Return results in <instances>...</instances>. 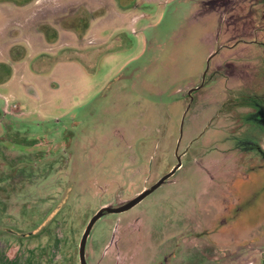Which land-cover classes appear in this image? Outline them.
I'll return each instance as SVG.
<instances>
[{
  "label": "rangeland",
  "instance_id": "rangeland-1",
  "mask_svg": "<svg viewBox=\"0 0 264 264\" xmlns=\"http://www.w3.org/2000/svg\"><path fill=\"white\" fill-rule=\"evenodd\" d=\"M134 3L0 0V264H79L93 214L157 182L190 143L166 184L94 224L87 264H157L166 253L169 264L264 259V186L239 174L233 182L230 167L247 155L226 147L249 137L264 148V131L241 124L249 110L235 98L264 92L245 71L264 76V45L219 48L224 32L250 37L235 15L251 3ZM214 10L220 22L228 16L221 25ZM220 66L227 80L187 95Z\"/></svg>",
  "mask_w": 264,
  "mask_h": 264
},
{
  "label": "flooded vegetation",
  "instance_id": "flooded-vegetation-1",
  "mask_svg": "<svg viewBox=\"0 0 264 264\" xmlns=\"http://www.w3.org/2000/svg\"><path fill=\"white\" fill-rule=\"evenodd\" d=\"M247 1L249 3H251L250 6H252L253 8L251 7L250 10H248V13L246 15L245 14L244 15H240L238 13V14L235 15V17H236L237 22H246V21H248L250 23L251 28H248V30L250 31L249 34H251L250 37L248 38V35L244 36V34H242L241 32L227 31V32L223 33V37L221 39L222 40V45L219 48H225L227 50H233L234 49V51H231L233 54L238 53V49L236 47L239 44H241V45L242 44L250 45V44L256 43L257 46L264 45V44H262L261 41L252 38V34L254 35V37H256L257 36L256 32L264 31V12L261 15H260V12H259L261 7H262L261 9L264 10V0H245V2H247ZM115 2L117 4V6L120 7L118 5V0H115ZM214 4H216V3H210V6H213ZM218 4H219L220 7L221 6L225 7V4H223V3H219L218 2ZM238 6H239V4L236 5V6H233V8H230V11L232 12V10L235 9V7L239 8ZM258 7H260V8H258ZM240 9H238V10H240ZM230 11H228V12H230ZM215 12L218 15L219 24L221 25L222 23H224L226 21V18L228 16L224 19L223 22H220L222 20V13H221L220 10L215 11ZM227 14L229 15V13H227ZM78 22H80V24L81 23L84 24L82 18H80ZM78 28L80 30V26ZM53 30L55 31V34L57 35L56 38L53 41V42H55L58 39V33L56 32L55 29H53ZM63 30H67V29H63ZM77 31H78V29H77ZM222 32L223 31L221 30L219 32V34H222ZM42 34L46 38L47 35L45 36L44 33H42ZM217 52H218V50L215 51V52H211L210 53L211 55L207 59V67H208V64H209L211 58L214 57ZM245 71H246V75H247L248 79H250V81L252 80L251 83L256 85L257 90L261 89V88H264V76H262L261 79L256 77V75L258 74V70L257 69L252 68V65L248 64V66L245 67ZM206 73H207V71H205V73H203V75H202V82L206 83V85L209 84L210 82L216 80L217 77H219V78L222 77V78H225L226 80L228 79V73H227L226 67H224V66H220L219 68H217L213 72V74L210 75V77H208V78H206L207 77ZM202 82H200V83H202ZM199 85H197V86H199ZM197 86L196 85L195 86L192 85L190 88H188L186 90L187 95H188V91L189 90H191V89H193V88H195ZM259 94H261V96H259V95L257 96V95L252 94L251 96H248V97L236 94L235 98H237V101L239 103L241 102L242 105L246 109L249 110V112L243 113L244 115H242L241 124L243 123V124H246L248 126L255 127V128H257V129H259L261 131H264V92H262V93L259 92ZM188 96H190V95H188ZM261 142H263V141H254L253 139H251L249 137L248 138L244 137L243 139H239V140H237L236 142H234L232 144L230 143V144L226 145V147H228L229 149L233 148L234 151L235 150H237V151L240 150L239 153H241V155L239 157H242V155H243L242 152L245 153L247 156L243 157V159L248 157L249 161L247 163H250V164L256 163V166L253 167L251 165L249 167V166H247V163H245L244 160L241 158V160L239 162L241 170L239 169V166H238L237 170H235V169L233 170V168L230 167V170H232L233 172L235 171L234 172V176H233V182L236 181L237 175L239 174V175H241V177H242V175H244L243 178L246 181L248 180L252 184L264 186V174H258V170H263L264 171V165L258 164V160L259 159L264 162V148L262 147ZM191 145H192V143H190L188 146H186V148L180 154H178V149H177V151L175 152L176 163L178 162V157H179V160H180L181 165H182L181 157L184 154L187 153V151L189 150ZM181 165H180V167H181ZM244 167L247 169V171L243 170ZM179 168H177V170ZM167 182H168V180H167ZM154 183H156V182H154ZM221 222H225V221L222 220ZM221 224H223V223H221ZM80 240H81V238H80ZM79 243H80V241H79ZM78 249H79V244H78ZM170 258H171V253L170 254L166 253L163 256L162 260L157 262V264H169ZM78 261H79V255H78Z\"/></svg>",
  "mask_w": 264,
  "mask_h": 264
},
{
  "label": "water",
  "instance_id": "water-1",
  "mask_svg": "<svg viewBox=\"0 0 264 264\" xmlns=\"http://www.w3.org/2000/svg\"><path fill=\"white\" fill-rule=\"evenodd\" d=\"M206 85V83H201L199 86L191 89L188 91V95H191L194 91L199 90L203 88ZM181 165V162L178 157V162L174 166V168L167 174H165L162 178H160L156 183L151 185L148 188L143 189L140 193L135 194L132 198L129 200L123 202L119 205H106L99 208V210L92 216V218L89 220L88 224L86 225L83 234L81 236V240L79 243V249H78V255H79V263L80 264H87L85 260V246L88 239V236L94 226V224L103 216L112 214V213H122L125 212L137 204H139L143 199H145L147 196H149L151 193H153L155 190H157L160 186L167 183V180L169 177H171L174 172L179 168Z\"/></svg>",
  "mask_w": 264,
  "mask_h": 264
},
{
  "label": "trees",
  "instance_id": "trees-1",
  "mask_svg": "<svg viewBox=\"0 0 264 264\" xmlns=\"http://www.w3.org/2000/svg\"><path fill=\"white\" fill-rule=\"evenodd\" d=\"M134 2H135V0H118V5L123 9H129L132 7H136ZM104 13H105V11L103 9H101L99 12H94L92 14V17L99 18V17L103 16ZM86 24L88 25V22ZM46 39L49 40L50 38L46 36ZM49 43H53V41H51ZM260 264H264V259L261 261Z\"/></svg>",
  "mask_w": 264,
  "mask_h": 264
}]
</instances>
